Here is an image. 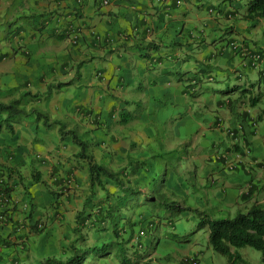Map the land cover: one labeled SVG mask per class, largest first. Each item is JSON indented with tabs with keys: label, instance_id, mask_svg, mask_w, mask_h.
Instances as JSON below:
<instances>
[{
	"label": "crops",
	"instance_id": "obj_1",
	"mask_svg": "<svg viewBox=\"0 0 264 264\" xmlns=\"http://www.w3.org/2000/svg\"><path fill=\"white\" fill-rule=\"evenodd\" d=\"M204 1L0 0V104L15 102L27 113L37 114L8 120L5 109L1 111L0 187L7 184L11 192L7 201L0 194V215L6 217L0 220V249L18 243L25 247L29 235L48 227L59 237L68 207L75 223L80 210L76 205L89 193V165L84 157L86 164L78 161L76 142L60 136L59 126L68 133L77 131L76 140L78 132L86 135V155L112 169L118 158L114 142L133 136L125 129L129 124L120 122L123 117L132 118L129 101L123 96L133 73L137 76L158 69L163 74L176 68L191 83L201 80L195 85L202 90L204 81L213 80L203 76V69L219 67L221 56L226 57L222 65L228 66L238 53L241 66L260 76L264 61L256 62L254 54L264 51L259 40L264 29L261 33L250 29L237 13L243 0ZM193 7L206 15L194 12ZM87 65L93 66L88 74L84 71ZM258 87L263 95L260 102H264V91ZM76 91L82 98L73 100ZM182 93L189 94L186 88ZM259 104L253 109L241 106L244 120L238 127L242 133L231 138L239 136L232 143L239 145L242 137L244 146L221 159L224 176L229 178L223 184L224 206L232 208L229 215L264 202V149L259 158L247 159L253 146L250 134L256 135L259 122L264 121V114L257 119L264 111ZM196 115L201 121L200 114ZM211 119L209 126L223 122L220 116ZM248 120L254 125L246 131ZM261 137L264 141V134ZM95 148L98 152H93ZM26 181L57 185L54 195L64 197L67 204L56 201L45 221L35 220L38 201L33 200ZM7 256L15 261L11 251Z\"/></svg>",
	"mask_w": 264,
	"mask_h": 264
},
{
	"label": "rangeland",
	"instance_id": "obj_2",
	"mask_svg": "<svg viewBox=\"0 0 264 264\" xmlns=\"http://www.w3.org/2000/svg\"><path fill=\"white\" fill-rule=\"evenodd\" d=\"M218 1L205 0L204 2L205 4H218ZM248 1L243 0L242 3ZM193 10L206 15V11L202 12L194 7ZM263 29L264 22L256 27L255 31L261 33ZM220 39L221 37L218 39L221 42ZM259 40L261 44H264V37L261 34ZM218 47L220 48V46ZM240 56L236 53L234 62L228 66L222 65L225 64L226 57L221 56L218 62L219 67L211 68V71L206 75L213 80L204 81L202 90L198 88V85L196 87L185 78L187 74H184L183 70L179 72L176 68L169 72L164 71L163 74L161 71H157L158 69H152L145 74L135 76L133 73L131 76L130 88L123 98L129 101L127 109L132 114V122L125 129L133 132V136L127 137V140L119 139V143L114 142L117 144L115 148H117L118 158L112 169L116 170L124 166L126 156L131 151L134 154L136 151L145 152L150 149L151 152L163 154L164 169L165 166L168 167L167 182L175 187L177 193L175 200L180 202L177 207L170 210L169 215L166 214V216H170L169 219L174 224L173 227L167 226L165 220H163L164 223L156 221V230L154 229L151 235H147V239H145L146 243H150L154 239V244H149V249L152 252H149V256L140 264L149 259L152 264H180V260L186 256H196L199 260L198 264H229L227 257L215 252L210 247L207 230H198L197 210L178 211V209L180 207L197 208L217 218L228 217L229 212L232 211V208L224 206L223 203V190L226 189L223 184L228 182L229 178L224 176L226 172L220 158L226 156L228 146L233 148L234 144L232 143L238 141V138L234 140L228 136V131L239 128L238 124L242 121L236 117L230 120L232 116L229 109L227 107L222 109L216 105V100L225 99L230 95H219L213 91L222 89L224 93H227L229 89L233 88V85L245 87L250 83H258V72L244 69L241 66L242 57ZM92 69L93 66L87 65L84 71L88 74ZM153 83H157V87L152 86ZM195 87L198 88L197 90L203 91V94L194 100L190 93L194 92L193 88ZM184 88L188 90L189 94L182 93ZM260 90L264 91V82H260ZM74 94L76 97L73 100L82 98L78 91ZM259 105L264 107V102H260ZM8 111H11L18 120L37 115L33 112L27 113L19 105H15ZM8 111H5V117L8 116ZM197 113L200 114L201 121L197 119ZM213 116L222 118L223 122L220 126H209ZM33 125L35 126L36 122ZM258 126L256 135L250 134L253 141L252 151L247 156L250 161L253 156L259 158L264 149V141L261 137L264 134V121L259 122ZM245 130L248 131V122ZM67 131L68 129L66 130L63 125L59 126L60 136L63 134L70 140L77 132L74 130L72 133H68ZM77 136L79 141L86 142L89 139L79 132ZM241 138L240 147L242 148L244 141ZM131 139H135V141H131L133 142L131 143ZM77 147L79 151L83 149L79 145ZM93 152H98L97 148ZM78 161L86 164L81 157H78ZM240 172L239 175L242 176L243 172L241 170ZM248 178L250 177L248 176ZM45 180L47 179L45 178ZM27 181L25 184L31 191L33 200L38 201L34 211L35 220L39 217L45 221L46 214L53 212V208L56 207V201L67 204L64 197L54 195L58 191L57 185L50 182L44 183V181L30 184ZM30 200L27 198V202ZM50 203H53L52 206ZM60 206L59 208H61ZM81 206L82 203L79 202L76 209ZM67 213H69L67 219L59 228V230L61 229L58 232L59 237L50 232V227L37 231L35 234L29 235L25 247L18 243V245L0 249V264H39L40 260L48 256L57 258L63 256L61 246L73 238L72 226L75 225L70 215L71 208L68 207ZM9 251L15 257L14 262H11L7 256ZM237 251L241 255V260H236L235 264H264L262 253L253 247L247 246L237 249ZM108 261L109 264H112L110 260Z\"/></svg>",
	"mask_w": 264,
	"mask_h": 264
},
{
	"label": "trees",
	"instance_id": "obj_3",
	"mask_svg": "<svg viewBox=\"0 0 264 264\" xmlns=\"http://www.w3.org/2000/svg\"><path fill=\"white\" fill-rule=\"evenodd\" d=\"M237 13L248 22L250 29H254L264 20V0H249L237 8ZM222 39L223 37L220 40ZM259 52L264 56V51ZM203 70V76L211 71L205 68ZM259 73L258 83H251L249 87L233 85L227 93L222 89L214 90L213 92L219 95H230L224 97L225 99L216 100V105L221 108L227 107L232 118L236 117L243 122L241 115L244 113L240 111L241 106L245 104L248 109H253L263 96L258 84L260 86V80L264 79V70ZM199 81H192V84H199ZM237 91L239 94L234 97L233 93ZM202 94L203 91L195 89L190 96L195 100ZM15 105V102L0 104V116ZM4 109L5 111L1 112ZM263 114L264 111L257 119L261 120ZM12 118H15L14 114L8 111L6 119ZM131 121L130 117H123L120 120L124 126ZM215 124L220 125L219 122ZM253 125L254 122L248 120V129ZM230 131H233V135L229 133ZM239 131L238 128L229 130L228 136L236 137ZM72 138L77 146L83 147L79 157H84L88 161L89 193L76 214L75 225L72 228L73 238L61 246L63 256L60 258L48 256L40 260L39 264H97V261L109 264L108 260L112 264H140L149 256V252H152L149 244H154V239L146 243L147 235L156 230V221L164 223L165 220L167 226L173 227L170 216L166 214L169 215L170 210L177 207L179 202L175 200L177 195L175 187L167 182L168 167L165 166L164 169L163 154L151 152L150 149L145 152L136 151L134 154L131 151L126 156L125 165L113 171L93 162L92 157L86 155V143L76 140L75 135ZM240 149L242 150L240 144H235L233 148L228 146L226 151ZM0 188V194L7 201L11 188L7 184ZM182 210H197L198 230H207L210 247L227 257L229 264L241 260L237 249L247 246L260 251L264 260V202L253 204L247 210H238L233 215L223 218L210 216L197 208L178 209ZM142 264H152V261L149 259ZM180 264H198V258L186 256L180 260Z\"/></svg>",
	"mask_w": 264,
	"mask_h": 264
},
{
	"label": "built area",
	"instance_id": "obj_4",
	"mask_svg": "<svg viewBox=\"0 0 264 264\" xmlns=\"http://www.w3.org/2000/svg\"><path fill=\"white\" fill-rule=\"evenodd\" d=\"M236 48H237V45H234ZM254 59H255V61L257 62V61H264V56H262L261 54H260V52L259 51H257L256 52V54H254ZM239 129V128H238ZM241 130V129H240ZM229 132V131H228ZM231 135H233V131H230L229 132ZM6 219V217L4 216V215H0V220L1 221H3V220H5Z\"/></svg>",
	"mask_w": 264,
	"mask_h": 264
}]
</instances>
